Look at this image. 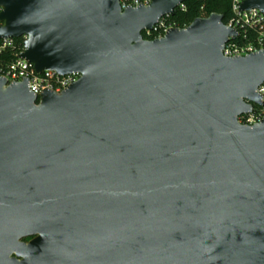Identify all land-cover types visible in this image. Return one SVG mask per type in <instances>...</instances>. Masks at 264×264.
Here are the masks:
<instances>
[{"label":"water","instance_id":"95a60500","mask_svg":"<svg viewBox=\"0 0 264 264\" xmlns=\"http://www.w3.org/2000/svg\"><path fill=\"white\" fill-rule=\"evenodd\" d=\"M181 3L0 0V39L80 74L39 95L0 79V264H264V119L238 120L264 51L224 56L219 13L144 38Z\"/></svg>","mask_w":264,"mask_h":264},{"label":"built area","instance_id":"2783aa9c","mask_svg":"<svg viewBox=\"0 0 264 264\" xmlns=\"http://www.w3.org/2000/svg\"><path fill=\"white\" fill-rule=\"evenodd\" d=\"M152 0H120L123 9L128 7L147 6ZM244 0H233V16L228 27L234 29L237 35L231 38L223 49L226 57L247 56L253 53L264 51V14L258 9L241 10V3ZM185 10L181 3L178 7ZM177 8V9H178ZM176 9V10H177ZM171 15L164 16L151 30H145L147 34H157V38L163 37L170 28L176 27L169 22ZM2 22L0 21V26ZM23 39V48L17 47V39ZM20 38L0 39V79H6L7 84L21 82L28 79L30 91L39 95L45 90L61 92L79 80L80 74L72 73L61 75L53 70H45L39 74L33 64L21 57L24 51L26 36ZM261 96L262 104H253V109L239 116L238 120L244 125H254L264 119V82L257 89Z\"/></svg>","mask_w":264,"mask_h":264},{"label":"trees","instance_id":"16d2710c","mask_svg":"<svg viewBox=\"0 0 264 264\" xmlns=\"http://www.w3.org/2000/svg\"><path fill=\"white\" fill-rule=\"evenodd\" d=\"M232 3L233 0H183L186 9L178 8L175 15L169 18V22L176 27L184 28L197 17H208L212 13H219L223 16V21L228 23L233 16ZM143 36L150 40L157 38L156 33L149 35L146 31H143ZM16 43L18 49L21 50L23 39H17Z\"/></svg>","mask_w":264,"mask_h":264},{"label":"flooded vegetation","instance_id":"af4514ba","mask_svg":"<svg viewBox=\"0 0 264 264\" xmlns=\"http://www.w3.org/2000/svg\"><path fill=\"white\" fill-rule=\"evenodd\" d=\"M30 238H28V240H29ZM28 240H26V241H28Z\"/></svg>","mask_w":264,"mask_h":264}]
</instances>
